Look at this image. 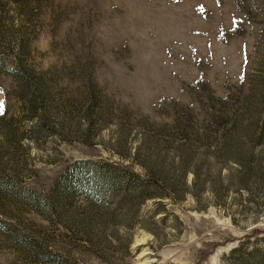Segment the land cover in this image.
Masks as SVG:
<instances>
[{"label": "rangeland", "instance_id": "obj_1", "mask_svg": "<svg viewBox=\"0 0 264 264\" xmlns=\"http://www.w3.org/2000/svg\"><path fill=\"white\" fill-rule=\"evenodd\" d=\"M23 39L52 113L32 126L0 72V264H222L264 246V0H0L7 68ZM225 141L260 165L250 189ZM121 152L162 167L170 196L141 199L150 175ZM127 165L142 177L114 188Z\"/></svg>", "mask_w": 264, "mask_h": 264}, {"label": "trees", "instance_id": "obj_2", "mask_svg": "<svg viewBox=\"0 0 264 264\" xmlns=\"http://www.w3.org/2000/svg\"><path fill=\"white\" fill-rule=\"evenodd\" d=\"M19 45L20 53L18 57L14 58V60H11L12 66L9 68L7 67L9 62L8 57L10 56L8 54L3 55L5 52L0 51V72L3 73V71H6L8 76H12V82L9 91L10 93H14V98L20 105L19 109L26 113L28 119L32 122V126L40 125L42 127L49 124L48 115H51L52 113L50 100L52 99L53 95H51L50 90H48L49 87L46 84V77L44 74H42L43 76H41V78H38L33 66L27 60V55H25L26 40L23 39ZM3 95L6 96V102H4L2 118H5L8 110V94L5 92ZM39 113L43 115L42 118H39ZM222 127L224 130L227 129L225 124H223ZM215 146L221 147V149L224 150V155L229 157L228 159H233L235 162L246 168L240 183L242 184V189H250L247 186V182L249 176L251 175V171L256 169L260 170V165H253L250 162L253 159L252 151L250 149L247 151L243 150L241 148L242 143L237 141L234 145L225 141L224 144L221 142L215 144ZM120 155L125 159H135V164H140L146 174L150 175L148 178L142 179L143 181L141 184L144 188L138 192V195L141 197V199H163L167 196H170L164 192L171 182H169L170 179L165 176L166 172L162 167L152 168L148 166L145 162L138 158L137 153L131 155L126 152H121ZM124 167L131 176L127 178L121 176L117 180H114V183H116L114 188L119 189L125 187L127 190H129L131 186L136 185L135 183H137L138 179L142 177V175L134 172L133 168L128 165ZM189 172H192L194 175L190 188L187 185V175ZM261 178L262 176H258V180ZM197 179L198 171L194 168L185 166L184 164L181 168L180 178L176 182L182 187L183 192H190L194 197H197L198 194L194 189V186L197 188ZM171 187H175V185ZM260 189L264 190L262 187H260ZM117 194L118 193H113L111 196H116ZM259 230L260 229L258 228H254L252 233L256 234L259 232ZM221 259L223 261L222 264H264V246H261L258 243V239L250 240V238H247V240H240L227 253H224Z\"/></svg>", "mask_w": 264, "mask_h": 264}, {"label": "snow or ice", "instance_id": "obj_3", "mask_svg": "<svg viewBox=\"0 0 264 264\" xmlns=\"http://www.w3.org/2000/svg\"><path fill=\"white\" fill-rule=\"evenodd\" d=\"M0 105H2V102H0Z\"/></svg>", "mask_w": 264, "mask_h": 264}]
</instances>
